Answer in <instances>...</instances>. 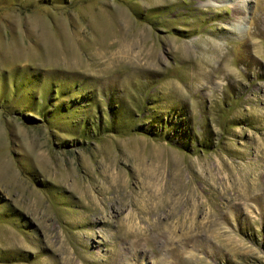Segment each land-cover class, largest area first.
<instances>
[{
	"label": "rangeland",
	"instance_id": "rangeland-1",
	"mask_svg": "<svg viewBox=\"0 0 264 264\" xmlns=\"http://www.w3.org/2000/svg\"><path fill=\"white\" fill-rule=\"evenodd\" d=\"M0 264H264V0H0Z\"/></svg>",
	"mask_w": 264,
	"mask_h": 264
}]
</instances>
